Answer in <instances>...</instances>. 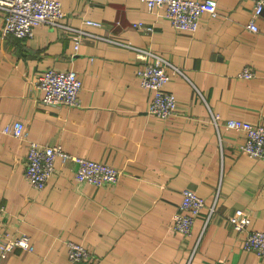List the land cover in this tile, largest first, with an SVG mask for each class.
Returning <instances> with one entry per match:
<instances>
[{
	"label": "crops",
	"instance_id": "0c3cea01",
	"mask_svg": "<svg viewBox=\"0 0 264 264\" xmlns=\"http://www.w3.org/2000/svg\"><path fill=\"white\" fill-rule=\"evenodd\" d=\"M58 1L66 23L97 37L83 36L75 49L56 28L38 24L20 39L6 33L0 11V127L20 120L26 135L0 133L2 222L34 246L0 253L1 264H264L229 222L246 215L248 229L264 231L263 163L239 151L243 133L223 126L227 118L264 122V10L252 32L250 0H214L217 17L201 14L188 33L170 25L164 6ZM136 22L151 30L133 28ZM103 38L148 49L181 70L166 84L178 102L170 118L147 111L153 92L135 74L144 60ZM245 66L254 78L236 76ZM46 68L78 73L80 106L41 103L36 76ZM211 114L220 116L217 126ZM27 140L109 164L118 179L102 187L76 183V163L58 159L36 189L24 177ZM184 188L214 205L209 217L203 209L195 218L189 236L172 228ZM67 241L82 244L89 257L70 262Z\"/></svg>",
	"mask_w": 264,
	"mask_h": 264
},
{
	"label": "built area",
	"instance_id": "2783aa9c",
	"mask_svg": "<svg viewBox=\"0 0 264 264\" xmlns=\"http://www.w3.org/2000/svg\"><path fill=\"white\" fill-rule=\"evenodd\" d=\"M146 7L154 8L164 6L170 25L179 31L193 33L199 25V17L207 13L209 17L218 15L217 3L214 0H137ZM252 12L246 28L252 32L258 31L256 19L264 10V0H250ZM0 11L3 13L4 30L17 38L26 39L32 36L34 27L45 24L56 28L61 35L72 39L74 48L77 49L83 36L89 35L85 29L75 27L64 21L65 12L58 0H0ZM84 24L97 26L100 22L84 19ZM135 29L143 28L140 22L133 23ZM147 31L150 27L143 28ZM123 48L135 51L136 57L144 60L137 66L135 74L141 86L150 88L153 92L147 111L150 115L166 120L178 108L177 97L166 84L173 74L183 75L181 70L172 65L163 56L148 49L137 47L130 42H122L103 38ZM239 78L252 79L255 77L253 70L245 66L236 73ZM36 87L41 92L40 101L43 105L76 107L81 105L80 92L82 81L73 69L58 71L46 68L36 76ZM215 126L219 124L220 116L211 114ZM226 130L243 133L244 139L239 146V151L253 159H259L264 168V122L249 119L227 118L223 121ZM0 133L12 138L25 137L23 123L20 120L8 122L0 127ZM61 163L71 161L76 163L74 181L88 183L96 187L110 186L116 183L119 171L115 167L101 161L91 160L65 152L60 145H47L34 140H27L25 179L36 189H42L54 174L56 161ZM218 192L215 194L217 201ZM214 205L207 206L203 197L190 188L181 191V200L172 215V228L185 236L193 232L195 218L208 209L207 217L213 211ZM3 206L0 205V253L20 248L23 251L33 252L34 246L30 237L25 233L12 235L3 226ZM229 222L234 230L244 233L243 247L253 251L264 258V231L248 229L250 219L248 216H231ZM67 258L72 263H79L89 257L86 248L72 241H67ZM1 264V262H0Z\"/></svg>",
	"mask_w": 264,
	"mask_h": 264
}]
</instances>
